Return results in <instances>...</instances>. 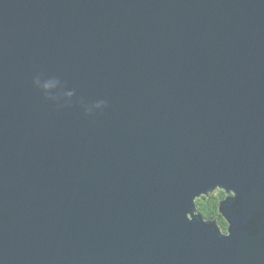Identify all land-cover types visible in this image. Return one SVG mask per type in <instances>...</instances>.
Instances as JSON below:
<instances>
[{
  "label": "water",
  "instance_id": "water-1",
  "mask_svg": "<svg viewBox=\"0 0 264 264\" xmlns=\"http://www.w3.org/2000/svg\"><path fill=\"white\" fill-rule=\"evenodd\" d=\"M0 264H264V0H0Z\"/></svg>",
  "mask_w": 264,
  "mask_h": 264
},
{
  "label": "clouds",
  "instance_id": "clouds-1",
  "mask_svg": "<svg viewBox=\"0 0 264 264\" xmlns=\"http://www.w3.org/2000/svg\"><path fill=\"white\" fill-rule=\"evenodd\" d=\"M32 83L47 100L60 107H72L74 103H78L89 116L103 112L108 107L107 101L103 99L87 104L83 100H75L76 91L67 89L66 84L57 76L37 73L33 76ZM251 191L255 192L256 189L252 188ZM229 200L234 201V207L244 204V199L238 194L236 187L216 182L206 190H199L191 195V207L185 211L184 216L190 223H195L199 219L200 223L214 229L220 236L231 238L233 236L232 220L228 212L222 210V204ZM238 210L242 211V209Z\"/></svg>",
  "mask_w": 264,
  "mask_h": 264
}]
</instances>
